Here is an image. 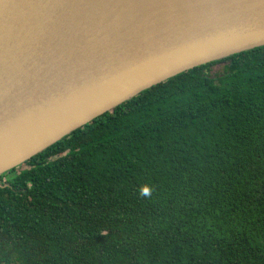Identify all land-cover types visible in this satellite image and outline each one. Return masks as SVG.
Listing matches in <instances>:
<instances>
[{"label":"trees","instance_id":"trees-1","mask_svg":"<svg viewBox=\"0 0 264 264\" xmlns=\"http://www.w3.org/2000/svg\"><path fill=\"white\" fill-rule=\"evenodd\" d=\"M0 264H264V46L155 85L1 175Z\"/></svg>","mask_w":264,"mask_h":264},{"label":"water","instance_id":"water-1","mask_svg":"<svg viewBox=\"0 0 264 264\" xmlns=\"http://www.w3.org/2000/svg\"><path fill=\"white\" fill-rule=\"evenodd\" d=\"M264 46V0H0V176L141 92Z\"/></svg>","mask_w":264,"mask_h":264},{"label":"rangeland","instance_id":"rangeland-1","mask_svg":"<svg viewBox=\"0 0 264 264\" xmlns=\"http://www.w3.org/2000/svg\"><path fill=\"white\" fill-rule=\"evenodd\" d=\"M224 64H216L211 68V75L212 77L221 73L222 69H223ZM21 166V165H20ZM21 168V167H20Z\"/></svg>","mask_w":264,"mask_h":264},{"label":"clouds","instance_id":"clouds-1","mask_svg":"<svg viewBox=\"0 0 264 264\" xmlns=\"http://www.w3.org/2000/svg\"><path fill=\"white\" fill-rule=\"evenodd\" d=\"M144 194H147V189L144 190Z\"/></svg>","mask_w":264,"mask_h":264}]
</instances>
